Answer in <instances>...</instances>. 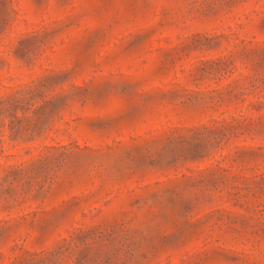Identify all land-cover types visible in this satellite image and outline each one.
<instances>
[{"label": "rangeland", "instance_id": "obj_1", "mask_svg": "<svg viewBox=\"0 0 264 264\" xmlns=\"http://www.w3.org/2000/svg\"><path fill=\"white\" fill-rule=\"evenodd\" d=\"M260 174L264 0H0V264H264Z\"/></svg>", "mask_w": 264, "mask_h": 264}, {"label": "trees", "instance_id": "obj_2", "mask_svg": "<svg viewBox=\"0 0 264 264\" xmlns=\"http://www.w3.org/2000/svg\"><path fill=\"white\" fill-rule=\"evenodd\" d=\"M258 176H261L263 178V180H264V174H260ZM263 180H262V182H264Z\"/></svg>", "mask_w": 264, "mask_h": 264}]
</instances>
